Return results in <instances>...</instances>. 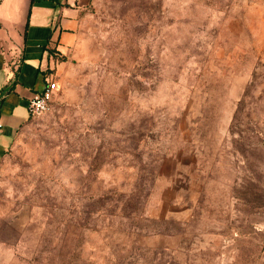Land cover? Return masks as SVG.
I'll use <instances>...</instances> for the list:
<instances>
[{
	"label": "rangeland",
	"instance_id": "374dc122",
	"mask_svg": "<svg viewBox=\"0 0 264 264\" xmlns=\"http://www.w3.org/2000/svg\"><path fill=\"white\" fill-rule=\"evenodd\" d=\"M57 60L0 264H264V0H92Z\"/></svg>",
	"mask_w": 264,
	"mask_h": 264
},
{
	"label": "crops",
	"instance_id": "0c3cea01",
	"mask_svg": "<svg viewBox=\"0 0 264 264\" xmlns=\"http://www.w3.org/2000/svg\"><path fill=\"white\" fill-rule=\"evenodd\" d=\"M92 0H0V156L32 114L30 101L62 67Z\"/></svg>",
	"mask_w": 264,
	"mask_h": 264
},
{
	"label": "built area",
	"instance_id": "2783aa9c",
	"mask_svg": "<svg viewBox=\"0 0 264 264\" xmlns=\"http://www.w3.org/2000/svg\"><path fill=\"white\" fill-rule=\"evenodd\" d=\"M57 89L56 82L51 81L41 93L35 94L29 105L31 114L37 115L47 111Z\"/></svg>",
	"mask_w": 264,
	"mask_h": 264
}]
</instances>
